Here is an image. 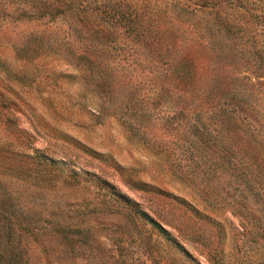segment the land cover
Wrapping results in <instances>:
<instances>
[{"label":"rangeland","instance_id":"obj_1","mask_svg":"<svg viewBox=\"0 0 264 264\" xmlns=\"http://www.w3.org/2000/svg\"><path fill=\"white\" fill-rule=\"evenodd\" d=\"M202 3L0 0V264H264V0Z\"/></svg>","mask_w":264,"mask_h":264},{"label":"trees","instance_id":"obj_2","mask_svg":"<svg viewBox=\"0 0 264 264\" xmlns=\"http://www.w3.org/2000/svg\"><path fill=\"white\" fill-rule=\"evenodd\" d=\"M207 2H210V0H203V3L202 4H206ZM262 172L264 173V170ZM25 216H26V217H24L25 220L23 222L19 223L17 226L21 230L26 231L30 236H33V234H34V231L33 230L34 229H33V225H30L31 222L34 221V220H38V221L41 220V221H43L45 218L42 217L39 213H35V212L27 213ZM4 217H6L7 220H10V218H12V215L11 214L10 215L7 214V215H4Z\"/></svg>","mask_w":264,"mask_h":264}]
</instances>
